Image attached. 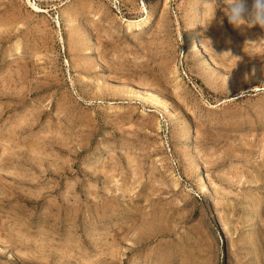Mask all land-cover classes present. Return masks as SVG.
<instances>
[{"label":"rangeland","instance_id":"1","mask_svg":"<svg viewBox=\"0 0 264 264\" xmlns=\"http://www.w3.org/2000/svg\"><path fill=\"white\" fill-rule=\"evenodd\" d=\"M224 7L0 0V264H264V29Z\"/></svg>","mask_w":264,"mask_h":264},{"label":"clouds","instance_id":"2","mask_svg":"<svg viewBox=\"0 0 264 264\" xmlns=\"http://www.w3.org/2000/svg\"><path fill=\"white\" fill-rule=\"evenodd\" d=\"M228 22L234 27L259 26L264 29V0H223Z\"/></svg>","mask_w":264,"mask_h":264},{"label":"bare ground","instance_id":"3","mask_svg":"<svg viewBox=\"0 0 264 264\" xmlns=\"http://www.w3.org/2000/svg\"><path fill=\"white\" fill-rule=\"evenodd\" d=\"M132 22H133V21H132ZM139 22H140V21H139ZM127 23H128V22H127ZM135 24H136V23H135ZM133 25H134V24H133ZM143 25L145 26V24H143ZM143 25H142V26H143ZM138 26H139V25L136 24L135 29L138 30V28H139ZM132 27H133V26H132ZM133 32H134V31H133ZM193 39H194V38H193ZM196 39H197V38H196ZM192 41H193V40H192ZM197 41H198V40H197ZM197 43H198V42H197ZM194 46L197 47V44H194ZM195 50H196V49H195ZM149 102H150V101H149ZM155 105H156V103H155ZM203 181H204V180H203ZM203 185H204V184H203ZM203 185H202V186H203ZM204 187H205V186H204ZM202 189H203V188H202ZM205 190H206V189H205ZM218 225H219V224H218ZM219 226H220V225H219Z\"/></svg>","mask_w":264,"mask_h":264}]
</instances>
